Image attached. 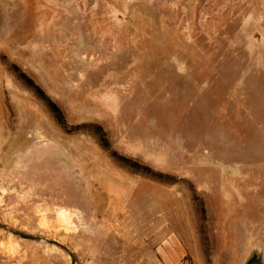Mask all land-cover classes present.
<instances>
[{
  "label": "rangeland",
  "instance_id": "1",
  "mask_svg": "<svg viewBox=\"0 0 264 264\" xmlns=\"http://www.w3.org/2000/svg\"><path fill=\"white\" fill-rule=\"evenodd\" d=\"M264 264V0H0V264Z\"/></svg>",
  "mask_w": 264,
  "mask_h": 264
},
{
  "label": "water",
  "instance_id": "2",
  "mask_svg": "<svg viewBox=\"0 0 264 264\" xmlns=\"http://www.w3.org/2000/svg\"><path fill=\"white\" fill-rule=\"evenodd\" d=\"M246 264H262L261 260L257 256H253Z\"/></svg>",
  "mask_w": 264,
  "mask_h": 264
}]
</instances>
